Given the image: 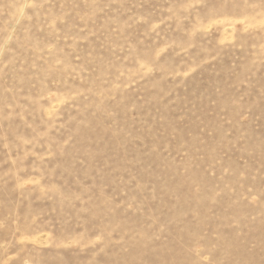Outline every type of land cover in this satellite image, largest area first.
<instances>
[{
	"label": "rangeland",
	"instance_id": "374dc122",
	"mask_svg": "<svg viewBox=\"0 0 264 264\" xmlns=\"http://www.w3.org/2000/svg\"><path fill=\"white\" fill-rule=\"evenodd\" d=\"M0 264H264V0H0Z\"/></svg>",
	"mask_w": 264,
	"mask_h": 264
}]
</instances>
